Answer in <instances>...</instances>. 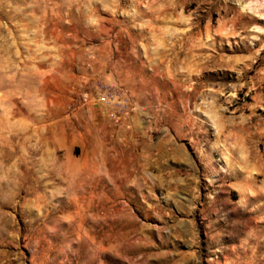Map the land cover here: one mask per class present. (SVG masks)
<instances>
[{
  "label": "rangeland",
  "instance_id": "rangeland-1",
  "mask_svg": "<svg viewBox=\"0 0 264 264\" xmlns=\"http://www.w3.org/2000/svg\"><path fill=\"white\" fill-rule=\"evenodd\" d=\"M262 2L0 0V264H264Z\"/></svg>",
  "mask_w": 264,
  "mask_h": 264
},
{
  "label": "built area",
  "instance_id": "built-area-1",
  "mask_svg": "<svg viewBox=\"0 0 264 264\" xmlns=\"http://www.w3.org/2000/svg\"><path fill=\"white\" fill-rule=\"evenodd\" d=\"M115 93V89H114V84L113 83H109L106 89V97L107 94L113 95ZM102 98H105V96H102Z\"/></svg>",
  "mask_w": 264,
  "mask_h": 264
},
{
  "label": "bare ground",
  "instance_id": "bare-ground-1",
  "mask_svg": "<svg viewBox=\"0 0 264 264\" xmlns=\"http://www.w3.org/2000/svg\"><path fill=\"white\" fill-rule=\"evenodd\" d=\"M258 5V4H257ZM260 6H264V3L262 2L261 4H259ZM261 9V8H260Z\"/></svg>",
  "mask_w": 264,
  "mask_h": 264
}]
</instances>
